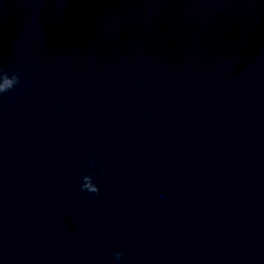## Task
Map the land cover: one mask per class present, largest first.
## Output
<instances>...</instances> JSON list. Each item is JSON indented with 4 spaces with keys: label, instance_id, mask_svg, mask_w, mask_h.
Listing matches in <instances>:
<instances>
[{
    "label": "clouds",
    "instance_id": "9594fccd",
    "mask_svg": "<svg viewBox=\"0 0 264 264\" xmlns=\"http://www.w3.org/2000/svg\"><path fill=\"white\" fill-rule=\"evenodd\" d=\"M0 71H3V68L0 67ZM19 75L15 74L13 79L9 80L7 75L4 77V83L0 84V93H5L11 90L16 84L19 83ZM89 163H91V160L89 159ZM95 166L94 164L92 165ZM101 171L103 169L101 168ZM81 191H87L90 193H98L99 188L96 184L93 183L91 175H86L83 177V182L81 184ZM116 260H120L122 258V254L120 252H116L115 254Z\"/></svg>",
    "mask_w": 264,
    "mask_h": 264
}]
</instances>
